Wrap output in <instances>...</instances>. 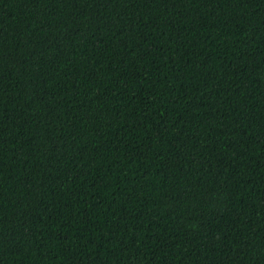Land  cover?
I'll list each match as a JSON object with an SVG mask.
<instances>
[{
    "label": "trees",
    "instance_id": "trees-1",
    "mask_svg": "<svg viewBox=\"0 0 264 264\" xmlns=\"http://www.w3.org/2000/svg\"><path fill=\"white\" fill-rule=\"evenodd\" d=\"M0 264H264V0H0Z\"/></svg>",
    "mask_w": 264,
    "mask_h": 264
}]
</instances>
